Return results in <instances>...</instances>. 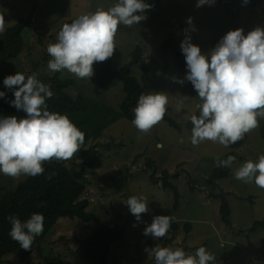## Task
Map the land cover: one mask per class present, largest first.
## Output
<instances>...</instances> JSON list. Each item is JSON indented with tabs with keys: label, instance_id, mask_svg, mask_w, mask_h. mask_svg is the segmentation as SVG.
Returning <instances> with one entry per match:
<instances>
[{
	"label": "rangeland",
	"instance_id": "1",
	"mask_svg": "<svg viewBox=\"0 0 264 264\" xmlns=\"http://www.w3.org/2000/svg\"><path fill=\"white\" fill-rule=\"evenodd\" d=\"M116 2L0 0V15L4 16L6 30L20 20L31 23L23 31L26 45L22 54L18 59L0 63V91L6 93V97L0 101L10 104L14 99L15 89L9 90L3 84L8 75L16 72L26 76L36 73L37 78L50 87V79L57 73L60 80L72 81V85L64 91L71 98L81 95L119 112L125 98L121 82H114L97 95L95 83L91 79L81 80L66 70L52 72L47 67L51 59L47 54V46L57 42L56 37L63 24L94 12L98 7L107 10ZM145 2L154 5L146 13L145 21L130 28L120 26L116 36L117 49L113 57L108 59L114 71L130 62V56L136 48L149 53L147 59H150L158 46L170 37L180 46L186 35L185 30L191 35L192 43L198 45L202 52L208 53L230 30L242 28L247 34L257 26L264 27V0H249L247 5L243 4V0H216L214 6L200 8L196 7L197 0ZM188 17L193 18L195 31L186 23ZM131 75L144 93L168 94L167 115L177 129L162 121L150 133L144 134L132 122L119 119L104 130L99 138L84 146L83 151H89L84 157L80 158L77 153L66 161L68 167L81 161L89 164L87 192L95 202L89 204L86 211L95 215L100 225L121 229L124 233L123 243L111 249L107 264H155L154 257H148L144 249L157 245L182 248L189 254H194L197 248L203 246L215 255V264H264V228L249 231L256 222L264 220V189L256 187L254 182L244 183L234 178L235 170L244 162H256L260 155H264V120H260L259 128L229 148L211 141L194 147L190 143V116L199 115L195 106L200 101L190 82L185 80L181 85L173 81V77L184 79L186 74L172 64L167 72L148 76L142 73L137 64L131 68ZM178 95L192 97L181 111H177ZM133 109L130 111L132 119ZM227 155L236 156V161L228 168V176L214 182L216 186L213 187L207 180L218 168L216 158ZM163 172L169 173L168 181L177 189V209L173 207L172 191L163 190L162 181L153 183L150 179L154 174V179L160 180ZM25 178L13 179L0 174V189L11 191ZM134 195L145 196L149 204V212L142 214L140 221L136 220L126 205L128 198ZM212 196L226 200L230 226L221 222L220 201L214 200ZM158 215L174 216L172 224L176 228H170L163 239L154 240L144 236L143 232L153 217ZM96 228L97 225L93 223L85 224L77 219L60 220L45 238L42 255H34L28 264H85L76 256L75 250L79 241ZM3 264L20 263L17 256L11 254L3 259Z\"/></svg>",
	"mask_w": 264,
	"mask_h": 264
},
{
	"label": "clouds",
	"instance_id": "2",
	"mask_svg": "<svg viewBox=\"0 0 264 264\" xmlns=\"http://www.w3.org/2000/svg\"><path fill=\"white\" fill-rule=\"evenodd\" d=\"M216 0H197L196 7L214 6ZM249 0H243L247 5ZM154 8L145 0H117L107 10L98 7L94 12L80 15L59 30L55 43H49L47 54L51 57L47 67L52 72L66 70L81 80L94 76V64L113 57L116 36L120 26L132 27L147 19L146 13ZM186 23L195 31L193 18ZM6 30V21L0 15V33ZM180 48L184 55L187 74L184 79L173 77L181 85L191 83L199 103V115L192 114L190 143L196 147L205 141L218 143L225 148L244 140L246 134L260 127L264 120V27L257 26L247 34L244 30L228 31L208 53L192 43L185 30ZM149 53H145L148 56ZM4 86L13 90L10 106L26 115L0 118V174L19 179L36 177L45 172V162L68 161L85 143V133L66 114L52 112L46 101L53 97L49 85L37 78L36 73L25 75L16 72L3 80ZM6 93L0 91V99ZM177 111L192 99L178 95ZM169 96L165 92L142 93L133 109L132 124L148 134L160 124L168 113ZM161 147V145H157ZM236 156L216 158V166L231 168ZM234 178L253 183L264 189V155L256 162L247 160L234 172ZM126 205L137 221L149 212L145 196H131ZM44 216L33 213L27 221L9 216L10 237L28 251L36 237L44 230ZM175 217L154 216L143 235L161 240L168 235ZM148 257L155 264H215L216 257L205 247L194 254L182 248L146 247Z\"/></svg>",
	"mask_w": 264,
	"mask_h": 264
},
{
	"label": "trees",
	"instance_id": "3",
	"mask_svg": "<svg viewBox=\"0 0 264 264\" xmlns=\"http://www.w3.org/2000/svg\"><path fill=\"white\" fill-rule=\"evenodd\" d=\"M30 25V21L20 20L0 35V63L18 59L22 54L26 45L22 36L23 31ZM130 57V62L117 71L112 69L111 62L108 60L95 63L94 76L91 78L95 83L94 90L97 95L107 90L116 81L122 83L125 98L119 107V112H114L111 108L81 95L75 99L71 98L64 91L72 85V81L60 80L57 73L50 79V89L54 95L46 101L49 110L68 115L72 122L85 133V143L77 152L80 158L89 152L83 151L84 146L89 141L99 138L111 124L119 119L132 122L130 111L135 108L139 96L144 93L138 81L131 75L133 66L139 64L144 75L153 77L167 72L172 64L187 74L181 48L171 37L158 46L155 55L150 59H147L141 48H136ZM11 115L23 118L26 114L0 101V118ZM163 121L170 127L176 128V124L169 119L168 115ZM227 156L221 159H226ZM43 167L45 172L42 175L26 177L13 190L0 189V193L2 192L0 197V264H3V259L11 254L17 256L20 264H28L34 255L40 257L45 238L62 219L70 221L77 219L85 224L97 225L90 235L79 241L75 254L85 264H107L111 249L123 243L124 233L121 229L100 225L99 219L86 211L88 205L95 202L90 201L87 192L88 182H90L87 175L89 164L81 161L72 163L68 167L66 161L53 160L45 162ZM228 174V168L218 167L207 182L215 187L214 182L226 178ZM169 176V173L163 172L160 180L154 179V174L150 179L153 183L162 181L161 188L172 191L173 207L177 209L179 195L176 187L168 181ZM212 197L220 201L221 222L230 226V211L226 200L220 196ZM33 213L43 214L44 230L40 236L36 237L31 249L25 251L9 235L11 224L8 217L15 216L24 222ZM171 228L175 229V224H171ZM257 228H264V220L256 222L249 231L254 232Z\"/></svg>",
	"mask_w": 264,
	"mask_h": 264
},
{
	"label": "built area",
	"instance_id": "4",
	"mask_svg": "<svg viewBox=\"0 0 264 264\" xmlns=\"http://www.w3.org/2000/svg\"><path fill=\"white\" fill-rule=\"evenodd\" d=\"M90 201L92 202V200L90 199Z\"/></svg>",
	"mask_w": 264,
	"mask_h": 264
}]
</instances>
